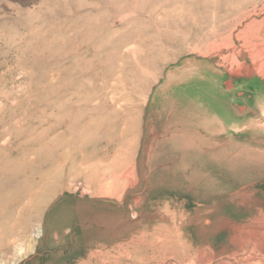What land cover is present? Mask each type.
<instances>
[{
    "label": "rangeland",
    "instance_id": "1",
    "mask_svg": "<svg viewBox=\"0 0 264 264\" xmlns=\"http://www.w3.org/2000/svg\"><path fill=\"white\" fill-rule=\"evenodd\" d=\"M0 264H264V0H0Z\"/></svg>",
    "mask_w": 264,
    "mask_h": 264
},
{
    "label": "bare ground",
    "instance_id": "2",
    "mask_svg": "<svg viewBox=\"0 0 264 264\" xmlns=\"http://www.w3.org/2000/svg\"><path fill=\"white\" fill-rule=\"evenodd\" d=\"M2 253V252H1Z\"/></svg>",
    "mask_w": 264,
    "mask_h": 264
}]
</instances>
